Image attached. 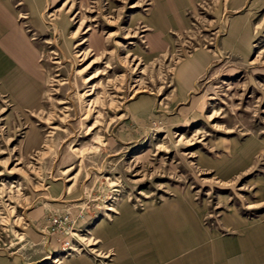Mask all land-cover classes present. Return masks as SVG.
Returning a JSON list of instances; mask_svg holds the SVG:
<instances>
[{
	"label": "rangeland",
	"instance_id": "1",
	"mask_svg": "<svg viewBox=\"0 0 264 264\" xmlns=\"http://www.w3.org/2000/svg\"><path fill=\"white\" fill-rule=\"evenodd\" d=\"M159 204L264 219V0H0V264Z\"/></svg>",
	"mask_w": 264,
	"mask_h": 264
},
{
	"label": "crops",
	"instance_id": "2",
	"mask_svg": "<svg viewBox=\"0 0 264 264\" xmlns=\"http://www.w3.org/2000/svg\"><path fill=\"white\" fill-rule=\"evenodd\" d=\"M99 236L108 260L76 255L63 264H264V219L221 233L202 226L192 204L155 205L107 222Z\"/></svg>",
	"mask_w": 264,
	"mask_h": 264
},
{
	"label": "bare ground",
	"instance_id": "3",
	"mask_svg": "<svg viewBox=\"0 0 264 264\" xmlns=\"http://www.w3.org/2000/svg\"><path fill=\"white\" fill-rule=\"evenodd\" d=\"M69 249H71L72 251H75V252L80 250V249H78V247H76L74 245L69 246ZM68 254H70V252ZM53 262L56 264H59L60 263L59 258L54 259Z\"/></svg>",
	"mask_w": 264,
	"mask_h": 264
}]
</instances>
